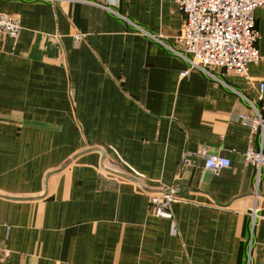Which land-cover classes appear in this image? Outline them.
<instances>
[{
    "label": "crops",
    "instance_id": "crops-1",
    "mask_svg": "<svg viewBox=\"0 0 264 264\" xmlns=\"http://www.w3.org/2000/svg\"><path fill=\"white\" fill-rule=\"evenodd\" d=\"M0 12L22 27L0 35V264H264V171L244 157L264 138L238 120L264 110V8L247 79L174 53L184 17L169 0H0ZM201 152L230 168L183 165ZM112 172L176 190L172 219Z\"/></svg>",
    "mask_w": 264,
    "mask_h": 264
},
{
    "label": "built area",
    "instance_id": "built-area-1",
    "mask_svg": "<svg viewBox=\"0 0 264 264\" xmlns=\"http://www.w3.org/2000/svg\"><path fill=\"white\" fill-rule=\"evenodd\" d=\"M169 1L174 3L184 17L183 29L175 40L174 53L187 60L191 67L203 72L210 68H220L227 73L248 78L250 66L261 60L257 49L259 33L255 12L264 8V0ZM21 30L18 18L0 12V35L16 39ZM153 39L160 41L158 38ZM263 87L261 84V93ZM238 120L250 129L252 135L259 134L264 138V110L253 108L251 116L240 115ZM194 157L204 159L205 168L215 175L231 166L229 159L204 152L192 154L191 158L183 160V165L190 166ZM244 157L247 165L257 168L259 173L264 171V150L256 151L249 147ZM175 202V195H151L152 214L158 218L172 219L170 210Z\"/></svg>",
    "mask_w": 264,
    "mask_h": 264
},
{
    "label": "water",
    "instance_id": "water-1",
    "mask_svg": "<svg viewBox=\"0 0 264 264\" xmlns=\"http://www.w3.org/2000/svg\"><path fill=\"white\" fill-rule=\"evenodd\" d=\"M82 154H78L76 156H74L69 162H67L63 167H61L60 169L56 170V171H52L50 173L47 174L46 178H45V187H44V194L36 199H43L47 196L48 191H49V182L50 179L53 175L61 173L62 171H64L70 164H72L76 159H78ZM120 177H123L125 179L130 180L131 182H134L136 184H138L144 191L148 192L150 195H176L177 191L176 190H149L147 189L144 184L136 179L135 177H131L128 175H124V174H119L116 172H112Z\"/></svg>",
    "mask_w": 264,
    "mask_h": 264
}]
</instances>
